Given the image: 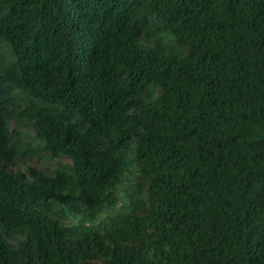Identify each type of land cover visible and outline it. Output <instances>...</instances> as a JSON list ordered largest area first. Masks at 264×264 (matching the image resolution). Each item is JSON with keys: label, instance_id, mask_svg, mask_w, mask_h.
<instances>
[{"label": "trees", "instance_id": "16d2710c", "mask_svg": "<svg viewBox=\"0 0 264 264\" xmlns=\"http://www.w3.org/2000/svg\"><path fill=\"white\" fill-rule=\"evenodd\" d=\"M0 264H264V0H0Z\"/></svg>", "mask_w": 264, "mask_h": 264}, {"label": "rangeland", "instance_id": "374dc122", "mask_svg": "<svg viewBox=\"0 0 264 264\" xmlns=\"http://www.w3.org/2000/svg\"><path fill=\"white\" fill-rule=\"evenodd\" d=\"M13 124H15V123H13ZM21 127H22V129H23L24 131L26 130V126L22 125ZM30 134H32V131H31ZM25 163H26V164L36 165V166H44L43 161H42L41 159H37V158L27 159V160H25ZM17 166H18V167H22V166H24V164H22V163H17Z\"/></svg>", "mask_w": 264, "mask_h": 264}, {"label": "clouds", "instance_id": "9594fccd", "mask_svg": "<svg viewBox=\"0 0 264 264\" xmlns=\"http://www.w3.org/2000/svg\"><path fill=\"white\" fill-rule=\"evenodd\" d=\"M17 163H21V162H17ZM10 169L19 170V169L17 168L16 165H12V166L10 167Z\"/></svg>", "mask_w": 264, "mask_h": 264}, {"label": "bare ground", "instance_id": "6f19581e", "mask_svg": "<svg viewBox=\"0 0 264 264\" xmlns=\"http://www.w3.org/2000/svg\"><path fill=\"white\" fill-rule=\"evenodd\" d=\"M117 50V49H116ZM116 53V52H115Z\"/></svg>", "mask_w": 264, "mask_h": 264}]
</instances>
